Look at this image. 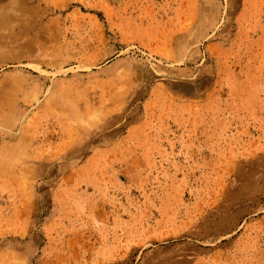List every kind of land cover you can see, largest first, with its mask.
I'll list each match as a JSON object with an SVG mask.
<instances>
[{"label": "rangeland", "instance_id": "obj_1", "mask_svg": "<svg viewBox=\"0 0 264 264\" xmlns=\"http://www.w3.org/2000/svg\"><path fill=\"white\" fill-rule=\"evenodd\" d=\"M0 1V264H264V0Z\"/></svg>", "mask_w": 264, "mask_h": 264}, {"label": "bare ground", "instance_id": "obj_2", "mask_svg": "<svg viewBox=\"0 0 264 264\" xmlns=\"http://www.w3.org/2000/svg\"><path fill=\"white\" fill-rule=\"evenodd\" d=\"M195 3H197V2H195ZM46 14H47V12H46ZM43 18H45V17H43ZM37 60L39 61V59H37ZM18 82H20V81H18ZM30 99H31V96L27 97V99L24 98L23 102L24 103L28 102V101H30ZM37 100H38L37 96L34 95L33 101H35V103H37ZM30 102H32V101H30ZM7 104H9V103L6 101L0 102V111H1L0 112V129H2V128L10 129L12 132H15V134L17 135V138L12 139L9 137L4 138L3 136L2 137L0 136V171L2 169H7V174H5V175L3 174L1 176H2V179L4 180L3 184L5 185V188L6 187L8 188V191L6 193L7 197H5V199H3L2 194H0V217L1 218H5L6 214L8 215V211L17 209V205H14V203H13L11 205V207H9V210L7 212H5V208H6L7 203L12 200L11 198L13 195H12L10 189L13 187L14 178L16 177L17 174L24 173L27 170V168L29 167V164L39 154L38 143H37L35 136L31 137L30 135H28V133H27L28 131H27V129H25V126L23 125L25 120H26V117H27V113L25 111V108L21 107L19 105L18 106L14 105L11 107L10 111H4V109L7 107ZM68 112H70L72 114V117H74V118H79V116H80V113L76 112L73 109L68 110ZM69 124L71 126L67 127L65 129L66 130V139L65 140L72 147L75 145V143L77 141L83 139L84 136L81 133L82 130L80 131L79 128H77V127H80V129H82L83 126L81 125L82 124L81 121H70ZM73 126H75L76 129H74ZM221 189H222V187H221ZM220 193H222V192H220ZM18 205L20 207H22L23 204L21 203ZM19 216H21V215H19ZM5 220H7V219H5ZM157 222L159 223V221H157ZM188 222H189V220H188ZM191 222H192V220H191ZM36 223H37V221H36Z\"/></svg>", "mask_w": 264, "mask_h": 264}]
</instances>
